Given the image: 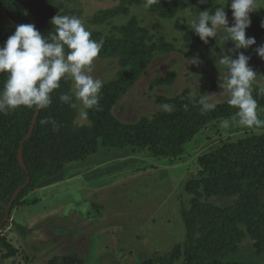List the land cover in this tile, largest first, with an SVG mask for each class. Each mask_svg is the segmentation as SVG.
Listing matches in <instances>:
<instances>
[{
    "label": "rangeland",
    "instance_id": "obj_1",
    "mask_svg": "<svg viewBox=\"0 0 264 264\" xmlns=\"http://www.w3.org/2000/svg\"><path fill=\"white\" fill-rule=\"evenodd\" d=\"M51 2L55 15L76 16L101 38L120 37V30L134 18L146 31L149 46L164 43L172 47L168 52L153 50L139 79L115 100L108 116L116 125L154 126L160 111L155 103L157 96L183 95L195 101L203 95H215L212 102L217 106L225 104L230 94L222 84L207 88L204 93L199 86L227 76V70L219 66L226 54L233 59L238 51L250 56L249 65L258 76L251 90L264 88V58L255 51L264 40L250 49L235 50L233 43L225 41L220 33L186 56L183 37L190 29L184 10L173 18H164L150 9L149 0L128 6L126 13H117L116 0ZM217 3L225 5L226 0ZM257 3V11L264 10V0ZM190 8L193 12L203 11L199 2ZM255 13H251V20ZM27 18L28 23H35L30 15ZM177 19L184 20L183 29L176 28ZM12 34V28L0 26V40ZM188 59L198 63L188 64ZM119 69L117 56L97 57L91 65V75L101 79L104 86L116 78ZM168 75L173 76L171 83L152 86L156 79ZM70 86L74 95L71 79ZM75 105L73 126L89 127L92 123L88 115L86 119L79 115L83 106L78 100ZM257 115L264 120V105L257 107ZM262 132L264 125H240L236 112L194 130L176 157L156 155L148 146L111 147L98 139L93 151L79 160L65 162L57 174L41 179L28 192L26 198H35V204L22 206L13 202L0 225V264H49L72 255L82 259L83 264H142L168 256L185 239L180 211L181 207L189 210L195 199L187 183L200 178L198 160L223 145ZM198 200L225 208L235 199L202 193ZM255 251L254 241L246 237L237 251L223 261L264 264V255ZM181 263L182 258L175 262Z\"/></svg>",
    "mask_w": 264,
    "mask_h": 264
},
{
    "label": "trees",
    "instance_id": "obj_2",
    "mask_svg": "<svg viewBox=\"0 0 264 264\" xmlns=\"http://www.w3.org/2000/svg\"><path fill=\"white\" fill-rule=\"evenodd\" d=\"M118 12L126 13L127 7L141 0H116ZM150 9L164 18H173L178 12L190 8L200 0H149ZM203 10H214L217 0L200 3ZM228 18L230 7L226 6ZM114 14V13H113ZM27 15L34 20L36 28L49 36L54 31L50 20L54 14L51 0H0V26L28 23ZM9 18L12 22H10ZM97 19V18H96ZM264 10L256 11L247 29V35L255 37L257 43L264 40ZM175 26L184 28V20L177 19ZM92 38L103 40L98 58L118 57L119 71L116 78L105 84L99 94L98 108L88 110L91 121L89 127L75 128V107L61 102L60 94L71 92L70 78L61 80V87L52 93V103L39 109L32 135L26 139L36 108L21 106L15 110L0 112V225L7 216L8 204L16 192L14 202L29 206L36 203L35 198H26L29 191L43 178L57 174L65 162L79 160L96 147L98 139L111 147L132 144L137 147L148 146L159 156L176 157L181 154L183 145L191 139L193 131L210 121L228 118L238 109L226 102L215 110L202 112L198 100L189 101L183 95L176 97L157 96L159 106L158 122L151 127L139 123L135 125H116L108 116L109 109L116 99L131 88L145 71L152 59L153 50L168 52L170 45L161 43L148 45L146 31L131 18L120 30V37ZM7 38L0 40V45ZM186 56L198 48L203 41L190 30L184 34ZM226 76L218 80L202 83L199 91L220 86ZM7 79L0 73V90ZM173 76L158 78L152 86L169 84ZM257 107L264 105V94L252 90ZM162 104L174 105L171 113L161 110ZM187 106V107H185ZM48 120V123L42 121ZM52 121L56 127H53ZM22 143V167L17 160L18 149ZM200 178L187 183V189L194 194L190 209L181 207V218L185 228L182 245H175L165 257L156 258L142 264H241L224 262L234 254L241 242L249 237L254 241L255 253L264 255V132L250 134L230 144L223 145L198 160ZM207 196L234 198V203L220 208L200 202L198 198ZM49 264H83L75 256L60 257Z\"/></svg>",
    "mask_w": 264,
    "mask_h": 264
},
{
    "label": "clouds",
    "instance_id": "obj_3",
    "mask_svg": "<svg viewBox=\"0 0 264 264\" xmlns=\"http://www.w3.org/2000/svg\"><path fill=\"white\" fill-rule=\"evenodd\" d=\"M200 3H207V0H200ZM226 6L231 10V24ZM257 8V0H226L225 5L217 6L214 10L193 12L191 8H186L183 15L188 28L205 44L209 38H216L223 33V39L231 41L235 50H247L257 44L255 37L247 35V29L251 26V13ZM50 24L54 31L49 36H44L35 24H18L14 33L0 45V73L7 74L0 90V112L21 106L47 108L52 103V93L61 87V80L70 78L75 99L83 106L79 115L86 119L87 110L98 108L104 83L91 75V65L103 47V40L93 39L92 31L76 16L57 14L51 18ZM255 51L264 58V44L256 47ZM250 59V56L238 51L235 59L224 55L219 60V66L227 70L222 86L230 94L228 104L238 109L240 125L259 127L264 125V120L258 118L257 100L251 90L258 76L249 65ZM197 63L196 59H188V64ZM260 91L264 92V88ZM213 96L203 95L199 99L202 112L215 110L217 104L211 101ZM59 99L76 106L72 103V95L62 93ZM160 107L168 113L174 109L171 104H162ZM52 123L55 128V122ZM227 123L223 122L225 126Z\"/></svg>",
    "mask_w": 264,
    "mask_h": 264
},
{
    "label": "water",
    "instance_id": "obj_4",
    "mask_svg": "<svg viewBox=\"0 0 264 264\" xmlns=\"http://www.w3.org/2000/svg\"><path fill=\"white\" fill-rule=\"evenodd\" d=\"M7 19H8L10 22H12L9 18H7ZM12 24H13L14 26H17V24H15V23H13V22H12ZM38 113H39V109L36 108V111H35V114H34L33 120H32V122H31V125H30V128H29V131H28L27 136L25 137L24 140L28 139V138L32 135L33 128H34V123H35V120H36V117H37ZM22 143H23V142L20 143V146H19V149H18L17 160H18V162L20 163V165H21L22 167H25V166H24V161H23V158H22V154H21ZM19 192H20V189L16 190V192L13 194V196H12V198H11L9 204H8L7 212H8V210H9V208L11 207V205L13 204V202H14V200H15V198H16V196L18 195Z\"/></svg>",
    "mask_w": 264,
    "mask_h": 264
}]
</instances>
